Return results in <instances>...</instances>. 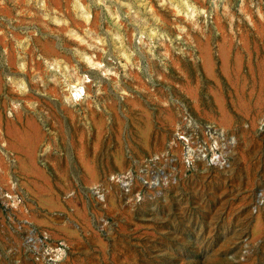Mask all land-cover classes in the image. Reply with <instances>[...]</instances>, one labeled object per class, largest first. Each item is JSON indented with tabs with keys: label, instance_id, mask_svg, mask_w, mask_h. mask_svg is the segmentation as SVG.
Returning <instances> with one entry per match:
<instances>
[{
	"label": "rangeland",
	"instance_id": "rangeland-1",
	"mask_svg": "<svg viewBox=\"0 0 264 264\" xmlns=\"http://www.w3.org/2000/svg\"><path fill=\"white\" fill-rule=\"evenodd\" d=\"M0 264H264V0H0Z\"/></svg>",
	"mask_w": 264,
	"mask_h": 264
}]
</instances>
